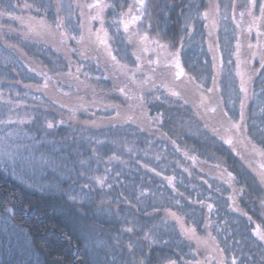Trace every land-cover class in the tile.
Instances as JSON below:
<instances>
[{
    "label": "trees",
    "instance_id": "obj_1",
    "mask_svg": "<svg viewBox=\"0 0 264 264\" xmlns=\"http://www.w3.org/2000/svg\"><path fill=\"white\" fill-rule=\"evenodd\" d=\"M73 1L75 11L67 20L60 0H0V87L17 86L25 94L11 93L16 99L27 97L30 106L42 109V115H33L25 124L36 131L39 146L67 161L78 174L81 167L68 160L81 162L88 156L84 140L89 132L107 130L119 136L126 128L135 130L139 139L144 136L175 147L177 155L166 156L158 148L154 165L149 159L139 162L141 173L147 175L131 179L144 182L145 191L152 187L164 195L156 205L141 197L114 202L92 186L89 193L78 194L72 175L64 178L56 170L49 169L42 178L48 181L27 179L0 156V264H134L142 258L140 248L147 255L149 246L152 256H169L177 264H232L235 242L250 240L252 227L264 226V174L259 171L264 163V16L253 32L255 55L239 62L233 59V111L217 89H204L194 78L173 75L176 65L149 68L143 63L138 68L137 63H126L131 78H121L114 71L121 56L113 46L116 61L100 51L86 0ZM109 1L114 8L130 3ZM188 4L189 0H154V26L173 48L182 40ZM198 6L199 13L211 10L221 15L215 0H199ZM219 17L209 18L207 31L206 20L195 24L202 43L198 36L188 37L192 48L188 56L208 72L212 59L203 51L212 40L209 28ZM236 36L237 31L234 50ZM179 68L180 72L183 66ZM213 71L214 85L218 74ZM121 88L126 94L119 93ZM138 94L144 100L140 105L134 100ZM8 101L0 100V107ZM49 122L54 125L51 129L46 126ZM193 123L203 130L201 138L189 133ZM235 124L241 125L240 131L233 128ZM225 138L232 143H225ZM170 191L183 201L167 199ZM126 207L134 212L132 218ZM149 220L167 222L166 227L151 229ZM213 220L226 224V229L213 230ZM130 227L131 233L126 231ZM181 227L190 228V233L184 234ZM134 242L140 247L130 251L128 245ZM258 245L264 252V245Z\"/></svg>",
    "mask_w": 264,
    "mask_h": 264
},
{
    "label": "rangeland",
    "instance_id": "obj_2",
    "mask_svg": "<svg viewBox=\"0 0 264 264\" xmlns=\"http://www.w3.org/2000/svg\"><path fill=\"white\" fill-rule=\"evenodd\" d=\"M198 1L189 0L188 9L183 14V34L178 48H173L172 43L165 41L161 35V31L155 28L154 21L152 20L154 0H145L146 10L143 11L139 9L138 0H130V3L122 4L120 8L112 7L109 0H100L101 4H107L109 7L104 8L103 11L87 7L89 21L93 23V25L90 24V29L95 32V36L100 38L99 43L102 44L100 51L103 54H107L109 51L112 52L111 46H113L117 54L121 56V60L119 58L120 64L114 69L116 73L122 76L121 78H125V80L131 78L126 63H137L136 66L138 68L143 63L146 66L149 65V68L152 65L175 67L178 63L179 67L183 66L184 76L194 78L204 89H211L213 87L221 94L223 93L228 108L234 111V78L236 76V68L232 65L233 59L239 62L245 56L246 58H250L255 55L253 32L257 30L256 24L261 16L259 5L264 3V0H256L257 7L255 8L251 7L249 0H235V2L234 0H215L220 8L221 15L219 17L218 12H215L219 19L214 26H210L208 34L210 33L209 37L212 36V40L210 41V46L207 45V50L203 51V54L207 55L208 53L210 59H212L211 72H208L206 66L202 63L196 64L197 66L194 65L193 58L188 56L192 51L188 37L192 38V35L194 37L198 36L202 43L201 31L199 32L196 29L195 24L206 20L207 31L209 18L211 20L215 18V14L210 13L211 10L210 12L203 10L199 13V9L197 8ZM95 2L96 0H86L87 5ZM75 4L76 2L74 3L73 0H60V11L65 19L72 18ZM204 13H207V16ZM95 16H99V19H92ZM133 17H140V19L133 22ZM124 23L128 24L127 32L124 31ZM243 27L245 28L246 39L243 37ZM236 31L237 36L234 50V32ZM231 38H233V41H231ZM137 44L139 47H137ZM135 45L138 51L135 50ZM209 47H211L213 55ZM200 49H202V46ZM218 60H220L221 65L218 63ZM179 69L175 67L173 70V75H176V77ZM250 70L252 69L249 68L247 70L246 75ZM212 71L218 74V80L216 79L214 85L213 80H211V77L213 79ZM11 93H14V95L25 94V92L24 94L21 93L17 86L7 87L6 89L0 87V100H9L6 103L7 105L0 107V156L11 166L16 167V170L23 174L25 178L41 181L44 176L48 175V170L50 169L52 172L56 170L64 178L72 175L76 180V183L73 180V186L77 189L78 194L89 193L91 191L90 186H92V188L101 189L104 197L110 198L114 202L125 199L136 201V197L152 199L155 205L163 201L160 198H163L164 195L160 192H156L152 187L150 190L145 191L143 189L144 182H135L131 181V179L137 176L142 179L147 175L146 171L141 173L143 169L139 162H142L143 158L149 159L151 161L149 163L154 165L160 156V153L157 152L158 148L166 152V156H176L177 151L175 147H171L166 142L145 138L144 136L139 139V132L135 130L129 131L127 128L119 136L107 130L97 134L89 132L84 140L86 151L89 153L88 156L81 160V162L76 159L72 161L71 157L68 160L81 167V173L78 174L73 169V166L70 167L68 165L67 161L61 160V158L58 159L56 155H52L44 147L39 146L41 139L37 138L36 131L34 129L30 130L25 125L31 121L33 115H42V109L38 106H30L27 97L24 98L22 96V98L16 99ZM119 93H121L120 89ZM122 94H126L125 90ZM202 96L204 97L203 93ZM11 100H15V104ZM134 100L139 105L144 101L139 94ZM78 105H74V107H78ZM62 122V119H59L58 123L62 124ZM202 132L203 130L195 123L192 124L189 131V133L197 138L202 137ZM225 139L227 140L228 138ZM62 148L60 146L55 150L59 151ZM5 151H7L6 156L3 154ZM72 153L77 154V152ZM61 155L65 159L67 154L64 156L63 150ZM179 166L184 170H188L187 165L184 163H181ZM259 171L264 174V163L259 166ZM148 176L150 177V175ZM105 177H107L108 182L112 185L110 189L107 184L102 188L96 183L97 178ZM48 179L46 178L45 180L44 178L42 180L48 181ZM80 179L84 180V182H81L83 185L77 183ZM154 180L157 179L154 178ZM151 185L153 186V184ZM167 196V199L170 198V200L183 201L182 198L178 197L175 193H171V191L168 192ZM141 205H143L142 202ZM125 209L127 216L132 218L134 212L131 208L126 207ZM0 222H2L1 219ZM146 222L150 223L147 226L151 229H158L160 226L166 227L167 223L159 220H149ZM213 223V230L218 233L226 229V224L220 221L213 220ZM255 227H252V230ZM182 231L184 234H188L190 233V228L188 230L186 227H183ZM262 252L259 249L258 241L254 240V237L248 241L240 240L235 242L230 262H232L233 257H236L237 264H264V259H262L264 252Z\"/></svg>",
    "mask_w": 264,
    "mask_h": 264
},
{
    "label": "snow or ice",
    "instance_id": "obj_3",
    "mask_svg": "<svg viewBox=\"0 0 264 264\" xmlns=\"http://www.w3.org/2000/svg\"><path fill=\"white\" fill-rule=\"evenodd\" d=\"M249 3H250L252 8L257 7L256 0H249ZM138 4H139V9L141 11L146 10L145 0H138ZM25 6L29 7V5H25ZM87 7L95 8V9H98L99 11H103V9L109 7V5L101 4L100 0H96L95 3L89 4V5H87ZM259 11H260L261 15L264 16V3H261L259 5ZM249 14H251V13H249ZM204 15L207 16V13H204ZM92 19H99V16L92 17ZM137 19H140V17H133V22H135V20H137ZM101 23H103V21H101ZM123 28H124V31L127 32L128 31V24L124 23L123 24ZM108 55L113 61H116V57L114 55H112L111 51L108 52ZM137 59H139V58L137 57ZM176 66L179 68V64L178 63H177ZM181 75H183V69H181L180 72L177 73L178 77L181 76ZM45 86H47V85H45ZM241 90L244 91V89H241ZM120 92L124 93V89L121 88ZM171 94L174 95V96L178 95V93H176V92H172ZM243 107H244V104H243V101H242L241 102V108L243 109ZM211 111L215 112V109L213 108V109H211ZM224 115L227 116L228 113L225 112ZM155 119L157 121H159L160 117L158 116ZM243 119H244V114H243V112H241V120H243ZM53 127H54L53 123H51V122L47 123V128L51 129ZM233 128H235L236 131H240L241 125L240 124H235V125H233ZM221 139H224V138L221 137ZM225 143L231 144L232 141L230 139H228V140H225ZM3 154L6 156L7 155V151H5ZM117 175H119V174H117ZM228 175L231 176L232 174L228 173ZM96 183H98L102 188H103V186L105 184H107L109 189L112 187L111 183L108 182L107 177H105V178H97ZM169 183L171 184V180L169 181ZM262 183H264V177H262ZM239 191H240L241 194L243 193V189H240ZM72 199H75V197H72ZM261 206L264 207V201L261 202ZM211 207L212 206L209 205V208H211ZM170 215H172L179 222L180 218L177 217L175 213H170ZM248 219L251 220V217H249ZM126 231L131 233V232L134 231V229L130 227V228H127ZM251 235L254 236L255 239L258 242H260L261 245H264V226L257 225L252 230ZM144 240H146V241L149 240V236L145 235ZM153 243H155V241H153ZM128 247H129L130 251H134L136 248H139L140 245L138 243L134 242V243H130L128 245ZM149 247H150V252L147 255H144L143 254V249L140 248V251L142 253V258L139 259L138 261H134V264H177V260L176 259H172L169 256H164V255H161L159 257L152 256L150 254L151 253V246H149ZM249 259H251V257H249ZM262 259H264V257H262ZM232 264H237V258L236 257H233Z\"/></svg>",
    "mask_w": 264,
    "mask_h": 264
}]
</instances>
